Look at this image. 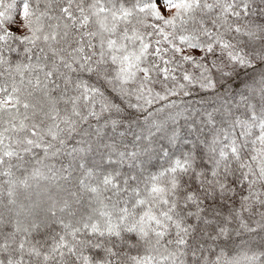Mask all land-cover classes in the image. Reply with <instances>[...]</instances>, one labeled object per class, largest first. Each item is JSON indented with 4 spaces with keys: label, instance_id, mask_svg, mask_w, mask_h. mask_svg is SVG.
Listing matches in <instances>:
<instances>
[{
    "label": "snow or ice",
    "instance_id": "snow-or-ice-1",
    "mask_svg": "<svg viewBox=\"0 0 264 264\" xmlns=\"http://www.w3.org/2000/svg\"><path fill=\"white\" fill-rule=\"evenodd\" d=\"M0 264H264V0H0Z\"/></svg>",
    "mask_w": 264,
    "mask_h": 264
},
{
    "label": "trees",
    "instance_id": "trees-1",
    "mask_svg": "<svg viewBox=\"0 0 264 264\" xmlns=\"http://www.w3.org/2000/svg\"><path fill=\"white\" fill-rule=\"evenodd\" d=\"M17 22L19 23V17H17ZM19 34V33H18Z\"/></svg>",
    "mask_w": 264,
    "mask_h": 264
}]
</instances>
